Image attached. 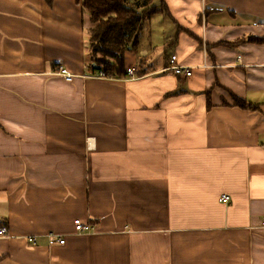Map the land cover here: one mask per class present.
<instances>
[{
  "label": "crops",
  "instance_id": "obj_1",
  "mask_svg": "<svg viewBox=\"0 0 264 264\" xmlns=\"http://www.w3.org/2000/svg\"><path fill=\"white\" fill-rule=\"evenodd\" d=\"M152 3L103 78L75 0H0V264H264V0Z\"/></svg>",
  "mask_w": 264,
  "mask_h": 264
},
{
  "label": "trees",
  "instance_id": "obj_2",
  "mask_svg": "<svg viewBox=\"0 0 264 264\" xmlns=\"http://www.w3.org/2000/svg\"><path fill=\"white\" fill-rule=\"evenodd\" d=\"M46 4L51 0H44ZM88 15L89 62L103 76L124 75L123 55L133 51L142 27L156 12L165 10L152 0H75ZM241 107L242 102L238 103Z\"/></svg>",
  "mask_w": 264,
  "mask_h": 264
},
{
  "label": "built area",
  "instance_id": "obj_3",
  "mask_svg": "<svg viewBox=\"0 0 264 264\" xmlns=\"http://www.w3.org/2000/svg\"><path fill=\"white\" fill-rule=\"evenodd\" d=\"M169 66L168 69L171 70V72L177 76L179 75H185L187 77H189L192 73H191V69L184 67V66H178L175 65V57H170L169 59ZM58 73L59 75H61L62 77H65L67 80H70L72 77L70 76V74L67 73V71L65 69L59 68L58 69ZM127 73L129 75L132 76L133 71L132 70H127ZM98 77H103L104 76L101 73H98L97 75ZM229 199V197L226 196H221V198H219V202L222 203H226V201ZM73 232L75 234H83L84 232H87V230L89 229L88 224H86L85 222L80 221L79 219H73ZM261 226H264V220H262L261 222ZM7 235V228L6 226H3L2 224H0V237H5ZM48 238V244L49 245H53L55 242H57L58 244L62 245L64 243L63 239H60V237H55L52 235H47ZM28 242L30 243H34V239H28Z\"/></svg>",
  "mask_w": 264,
  "mask_h": 264
}]
</instances>
